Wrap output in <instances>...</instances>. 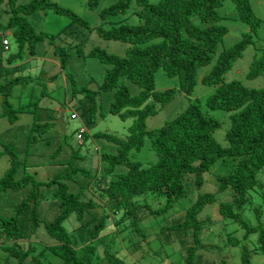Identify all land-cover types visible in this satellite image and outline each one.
<instances>
[{
    "label": "trees",
    "instance_id": "trees-1",
    "mask_svg": "<svg viewBox=\"0 0 264 264\" xmlns=\"http://www.w3.org/2000/svg\"><path fill=\"white\" fill-rule=\"evenodd\" d=\"M100 2L88 0V6L94 10ZM233 2L239 19L250 27V32L244 33L238 44L219 54V44L230 32L221 24L219 9L223 0H118L101 13L103 20L124 15L135 16L140 23L130 25L121 21L112 24L109 30L96 31L103 39L120 42L127 48L124 56L107 53L100 47L90 51V57L98 59L106 69L102 85L90 94V106L87 105L89 117L93 120L96 116V95L113 92L110 112L121 120L131 119L133 123L124 140L109 133H92L88 121L81 119L82 126L78 130L80 140L102 138L118 146L117 154L100 155L101 161L106 164L105 174L98 175L94 184L85 188L92 192L95 189L94 193L98 195L96 199L85 200L81 193L71 190V186L77 184L78 176L90 173L80 166L71 168V171L66 169L57 181L49 183L38 182L27 172L17 179L21 163L14 148L4 145L0 159L3 153L7 154L11 163L0 178V197L8 190H27V195L15 208L16 216H0V248L8 259L16 260L12 264H46L49 262L45 255L47 251L61 261L59 264H95L96 246L89 244L75 248L65 222L75 218L77 222L70 228L77 224L81 226L85 215L94 212L96 217L91 215L90 221L98 222L91 236L96 241L110 228H118L119 225L122 231L127 229L124 226L127 223L139 230L143 220L166 215L172 211L175 203L189 195L188 179L201 190L205 177L212 175L218 164H225L229 159L235 161L230 173L213 177L217 189L209 193L200 192L194 203L184 211L182 222L165 228L163 232H192L194 245L186 250L184 264H195L199 249L204 247L201 244V230L206 222L201 217L209 207L219 206V215L224 223L231 222L245 229L246 239L253 234L258 235V248L264 254V230L259 233L264 227L261 223L263 212L250 198L252 190L257 191L263 186L259 175L264 172V87L250 88L238 80L225 81V76L233 70L236 61L242 58L258 34L262 21L253 11L252 0ZM2 6L5 7L3 12L9 16L6 30L12 31L19 47L17 55L7 59L9 63L18 58L22 60L26 50L34 52L40 43L46 40L55 43L56 37H59L36 32L29 21L31 15L52 11L70 17L78 28H90L87 21L51 0H30L25 5H18V0H0V8ZM79 45L55 47L61 68L70 59L67 56L70 49ZM210 65V72L200 78L199 70ZM160 71L169 78H178V89L159 91L156 77ZM124 78L140 88L137 95H132ZM259 78L264 79V53L254 57L247 74L248 80ZM11 79L0 84V93L6 89L3 95L4 116L14 124L18 119V110L12 106L9 97L13 88L28 79L22 75ZM70 80L73 90L90 91L88 87L78 88L73 78ZM199 81L214 87V93L204 105L196 101L163 127L154 130L147 128L148 118L156 116L177 92L193 95ZM216 111L228 114L230 125L224 136L227 146L216 138L217 131L223 127L222 121L211 115ZM77 114L76 111L72 113V118L77 119ZM37 126L39 124L35 122L33 132L35 129L37 131ZM147 139L157 156V161L149 165L134 160ZM64 178L66 183L62 181ZM44 186L54 188L53 197L61 203L59 214L45 222L39 217ZM157 200H165V205L159 204L156 208L154 204ZM248 208L254 211L258 225H250L243 218ZM25 213L28 214L32 234L39 232L48 240L45 243L50 244L43 250L39 251L31 243L26 246L20 243L23 236L17 217ZM228 242L231 245L240 243L232 236H229ZM109 247L111 245L106 248ZM109 258L119 261L112 256ZM243 264H250L246 254Z\"/></svg>",
    "mask_w": 264,
    "mask_h": 264
},
{
    "label": "rangeland",
    "instance_id": "rangeland-1",
    "mask_svg": "<svg viewBox=\"0 0 264 264\" xmlns=\"http://www.w3.org/2000/svg\"><path fill=\"white\" fill-rule=\"evenodd\" d=\"M62 8L71 10L82 20L90 24V28H78L74 25L70 17L57 15L52 11L38 12L29 16V21L36 32L48 33L56 37L55 43L46 40L38 45L34 52L26 50L23 59L18 58L12 63L8 62L11 55H17L19 47L15 42L12 31L7 29L9 16L3 12L5 7L0 8V84L8 82L15 76H24L28 81H21L11 91L9 101L18 110L17 122L11 124L4 116L3 95L7 92L4 89L0 93V151L4 145L14 148L15 154L21 163L17 179L24 172L31 174L38 182L49 183L58 179L66 169L83 167L90 173L86 176L80 175L77 184L71 186V190L81 193L85 200L96 199V190L86 191V187L93 185L98 175H104L105 163L101 161L102 154H117L118 146L105 139L99 140L78 138V130L82 126V120L88 121V128L92 133L103 132L116 135L122 139H127L128 129L133 120H121L118 116L110 112L111 104L114 101L113 92H104L96 95L97 110L93 120L87 105L92 98V92L97 91L103 83L105 76V66L101 62L90 57L92 49L100 47L107 53L124 56L126 45L103 39L96 31L98 29L109 30L112 24L124 22L130 25L139 24L140 21L135 16H117L103 20L101 13L115 4L118 0H101L98 8L92 10L88 6V0H51ZM30 0H18V5H25ZM253 11L258 19L262 21L258 34L253 42L243 53L242 58L236 61L233 70L226 76L225 81H241L250 88L264 87V79L248 80L250 65L255 56L264 53V0H252ZM222 17L221 24L229 29V34L224 41L219 44L218 54L227 51L242 40L244 33L250 32V27L243 23L238 16L233 0H223V5L219 9ZM127 17H129L127 19ZM1 36H6L9 41V51H5L2 45ZM80 44L70 49L67 56L70 59L64 68H61L58 55L53 51L56 47ZM258 53V55H257ZM57 62L56 63L54 62ZM216 60L213 61V64ZM212 64V65H213ZM60 65V66H59ZM212 65L199 70V76H206L212 69ZM6 73V75H5ZM53 77V78H52ZM52 78V79H51ZM70 78H73L78 88L88 87L90 91H76L72 89ZM70 81H69V80ZM123 80L129 87L132 95H137L140 88L127 78ZM12 80V79H11ZM156 85L159 91L168 89H178V78H169L163 71L156 77ZM214 93V87L206 86L200 81L193 95L187 96L177 92L174 99L159 111L156 116L147 119L149 130L159 129L168 121L174 119L185 111L192 103L200 101L203 105L207 98ZM87 94L89 96H87ZM24 108V109H23ZM79 110V111H78ZM77 112L78 118L73 119L72 113ZM211 115L222 121L223 127L217 131L216 138L223 145L227 146L225 131L229 127L228 114L222 111L211 112ZM82 119V120H81ZM37 122V131L33 132V126ZM33 132V133H32ZM98 149V150H97ZM135 161L149 165L157 161L155 152L151 149V142L147 139L140 152L136 153ZM10 158L7 154H2L0 159V178H2L10 168ZM72 165V166H71ZM235 165L233 159L218 164L212 175L205 177L204 187L199 190L188 179L187 188L189 195L183 200L174 204L172 211L160 217H149L139 225V230L127 227L122 231L120 225L112 227L96 241L91 236V232L98 221H90L96 215L88 212L84 222L70 228L77 221L75 218L65 222L67 230L71 235L73 246L80 248L89 244L96 246L95 264H184L186 250L194 245L192 232L185 233H165L163 230L184 219V211L196 200L198 194L209 193L217 189L215 179L219 175H227ZM122 168H119V170ZM66 178V176H65ZM64 180L63 182L66 183ZM259 180L263 184L261 189L252 190L250 198L255 206L261 208L263 215L261 223L264 224V172L259 175ZM70 185V183H67ZM54 188L44 186L39 207V217L42 221H50L59 214L61 203L53 197ZM27 195V190H8L0 197V216L11 217L15 208ZM222 196V195H221ZM142 199H144L142 197ZM100 202V199L97 198ZM165 205V200H157L156 208ZM219 206L209 207L201 220L206 222L201 230V244L195 264H243V256H249L250 264H264V254L259 249L258 235H252L246 239L245 229L239 225L222 220L218 211ZM247 208V207H246ZM183 211V214L181 213ZM253 210L248 208L244 212L243 218L250 225H258L259 222L254 217ZM19 227L23 236L21 244L29 243L37 246L39 251L47 245L43 235H33L29 226L28 214L18 216ZM93 220V219H92ZM264 230L261 228L259 233ZM200 233V231H199ZM81 235V236H78ZM229 236L239 239L240 243L231 245L228 242ZM45 240V241H44ZM111 245L108 249L107 246ZM28 247V246H27ZM38 251V252H39ZM46 264L61 263L50 251L45 253ZM109 256L118 258L119 261L110 260ZM8 255L0 248V264L15 263V259H8ZM8 259V260H7Z\"/></svg>",
    "mask_w": 264,
    "mask_h": 264
},
{
    "label": "built area",
    "instance_id": "built-area-1",
    "mask_svg": "<svg viewBox=\"0 0 264 264\" xmlns=\"http://www.w3.org/2000/svg\"><path fill=\"white\" fill-rule=\"evenodd\" d=\"M3 46L5 48V51L9 50V47H8L9 46V42H8V40H6V39L3 40ZM73 117L75 118L76 114H74Z\"/></svg>",
    "mask_w": 264,
    "mask_h": 264
},
{
    "label": "clouds",
    "instance_id": "clouds-1",
    "mask_svg": "<svg viewBox=\"0 0 264 264\" xmlns=\"http://www.w3.org/2000/svg\"><path fill=\"white\" fill-rule=\"evenodd\" d=\"M4 39H6V40H8L7 39V37L6 36H2V45H3V40ZM9 42V41H8ZM3 48H4V46H3ZM4 50H5V48H4ZM9 51V50H8ZM98 150V149H97ZM86 170V169H85ZM86 171H88V170H86ZM89 172V171H88ZM41 239H46L44 236H43V238H41ZM47 240V239H46ZM45 241V240H44Z\"/></svg>",
    "mask_w": 264,
    "mask_h": 264
},
{
    "label": "crops",
    "instance_id": "crops-1",
    "mask_svg": "<svg viewBox=\"0 0 264 264\" xmlns=\"http://www.w3.org/2000/svg\"><path fill=\"white\" fill-rule=\"evenodd\" d=\"M53 51H55V50H53ZM55 63H56V65H57V62L56 61H54ZM60 66V65H59ZM61 67V66H60ZM5 75H6V73H5Z\"/></svg>",
    "mask_w": 264,
    "mask_h": 264
}]
</instances>
